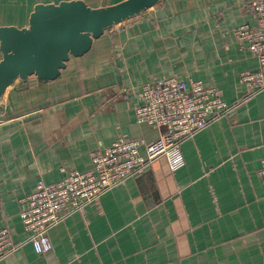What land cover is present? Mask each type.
Masks as SVG:
<instances>
[{
    "label": "crops",
    "instance_id": "obj_1",
    "mask_svg": "<svg viewBox=\"0 0 264 264\" xmlns=\"http://www.w3.org/2000/svg\"><path fill=\"white\" fill-rule=\"evenodd\" d=\"M0 0V27L24 28L37 4ZM91 8L124 0H81ZM252 0H162L107 29L48 83L17 80L0 101V230L21 246L0 264H264V96H247L258 70L233 28L255 24ZM0 52V59H1ZM176 77L216 89L231 110L181 144L184 166L164 157L49 231L52 250L27 242L21 200L39 181L93 169L92 154L118 138L151 144L136 92ZM144 155V149L141 148Z\"/></svg>",
    "mask_w": 264,
    "mask_h": 264
},
{
    "label": "built area",
    "instance_id": "obj_2",
    "mask_svg": "<svg viewBox=\"0 0 264 264\" xmlns=\"http://www.w3.org/2000/svg\"><path fill=\"white\" fill-rule=\"evenodd\" d=\"M249 13L255 24L244 23L231 33L255 55L258 70L241 73L239 81L247 86V96L259 93L264 96V0H252ZM230 110L231 106L219 97L216 89L201 81L168 77L142 84L136 92V120L158 129V139L147 145L142 140L118 138L92 154V170L64 171L55 184L39 181L34 193L21 200L25 205L20 216L27 242L37 254L48 253L52 250L50 229L103 193L143 172L160 157L166 159L171 172L180 170L185 164L181 144ZM261 169L264 172V158ZM20 246L12 241L8 229L0 230V259Z\"/></svg>",
    "mask_w": 264,
    "mask_h": 264
},
{
    "label": "water",
    "instance_id": "obj_3",
    "mask_svg": "<svg viewBox=\"0 0 264 264\" xmlns=\"http://www.w3.org/2000/svg\"><path fill=\"white\" fill-rule=\"evenodd\" d=\"M160 1L124 0L101 8H91L81 0L35 5L27 27H0V101L17 80H55L70 57L86 54L107 29L141 15Z\"/></svg>",
    "mask_w": 264,
    "mask_h": 264
}]
</instances>
